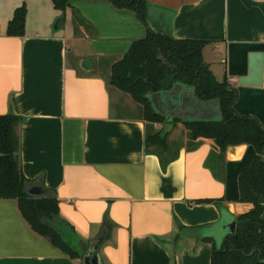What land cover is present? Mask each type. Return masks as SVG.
Segmentation results:
<instances>
[{
	"label": "crops",
	"instance_id": "crops-1",
	"mask_svg": "<svg viewBox=\"0 0 264 264\" xmlns=\"http://www.w3.org/2000/svg\"><path fill=\"white\" fill-rule=\"evenodd\" d=\"M147 1L153 31L210 42L205 62L218 81L237 89L235 110L264 128V87L239 85L249 54L264 51V0ZM24 4L25 35L8 36ZM145 34L135 13L107 2L75 1L65 13L52 0L1 2L0 116L22 118V172L55 193L60 218L82 248L108 227L101 249L106 264H211L213 244H222L228 225L253 207L239 202V175L255 151L236 146L219 161L212 141L201 140L194 150L185 143L162 169L159 157L147 153L141 106L110 84L112 65ZM84 59L93 63L89 72L81 67ZM185 117L220 120L216 103ZM221 199V205L196 203ZM179 224L188 233L181 236ZM205 230L215 234L213 243L201 241ZM0 264L83 261L36 234L16 201L0 199Z\"/></svg>",
	"mask_w": 264,
	"mask_h": 264
},
{
	"label": "trees",
	"instance_id": "trees-1",
	"mask_svg": "<svg viewBox=\"0 0 264 264\" xmlns=\"http://www.w3.org/2000/svg\"><path fill=\"white\" fill-rule=\"evenodd\" d=\"M52 1L55 9L63 13L75 1L107 2L119 10L135 13L144 25L145 36L135 40L122 59L112 65L110 84L144 108L147 153L159 157L164 171L178 159L182 145L169 142L171 132L163 134L164 119L155 108L156 94L165 91L184 92V98L191 99L194 109H190L191 113L209 110L212 103L218 105L222 120L185 117L176 118L173 122L174 127L181 123L188 131L190 150L197 148L200 140L212 141L216 149L212 154L213 159L223 160L230 147L247 145L255 151L251 164L239 175V202L253 207L236 217L234 234L227 235L220 245L213 244L211 264H264V128L258 119L235 110L237 89L231 87L227 80L218 81L205 62L204 49L210 42L177 40L153 31L149 28L147 0ZM27 16L28 9L24 4L15 11L6 34L24 36ZM21 122L22 118L13 114L0 116V199L16 201L22 217L36 234L64 255L82 260L87 249L82 248L81 240L76 234L73 235V227L60 218L59 201L55 193L51 197L35 199L25 191L30 181L24 176L21 167L18 135ZM155 124H163L162 129H155ZM223 201L199 200L196 203L221 205ZM179 231L182 236L189 229L179 224Z\"/></svg>",
	"mask_w": 264,
	"mask_h": 264
},
{
	"label": "water",
	"instance_id": "water-1",
	"mask_svg": "<svg viewBox=\"0 0 264 264\" xmlns=\"http://www.w3.org/2000/svg\"><path fill=\"white\" fill-rule=\"evenodd\" d=\"M60 24H63V19L60 20ZM58 26L59 25H57V27ZM134 41L130 43V47L132 46ZM81 67L84 71L89 72L93 68V63L88 59H84L82 60ZM239 85L254 88L264 87V51H256L249 54L248 73L247 75H243L239 78ZM184 96V92H179L178 94L176 91H165L156 94L157 100L155 108L159 115L164 119L163 134L170 133L174 129L173 122L175 121V119H184V114L192 109L191 99H185ZM234 148L236 147H230L228 149V152H232ZM25 191L35 199L51 197L54 195L53 191L44 186L42 179L34 182H28L25 186ZM236 228L237 223L236 220H234L231 224L228 225L229 233L234 234L236 232ZM207 232L209 231L205 230V232L202 233L201 241L203 243L211 244L214 242L215 234L212 235ZM210 232L212 231L210 230ZM107 235L108 229L104 228L100 235L90 242L89 248L82 256L83 264H106L103 260L101 249L107 238Z\"/></svg>",
	"mask_w": 264,
	"mask_h": 264
},
{
	"label": "rangeland",
	"instance_id": "rangeland-1",
	"mask_svg": "<svg viewBox=\"0 0 264 264\" xmlns=\"http://www.w3.org/2000/svg\"><path fill=\"white\" fill-rule=\"evenodd\" d=\"M3 1H5V0H0V3L3 2ZM56 24L57 23H55L54 27L56 26ZM135 103H137V102H135ZM138 105L141 106V109H142V112H143V116H144V108L142 107V105H140V104H138ZM154 127H155V129L160 130V129H162L163 124H155ZM168 140L171 143H177V144H180L182 146L185 145V143H187V146H188V144L190 145V143H189V140H190L189 133H188V131L185 129V127L182 124L180 125V123H179V125L178 124L176 125V130H174L173 132H171L169 134Z\"/></svg>",
	"mask_w": 264,
	"mask_h": 264
},
{
	"label": "built area",
	"instance_id": "built-area-1",
	"mask_svg": "<svg viewBox=\"0 0 264 264\" xmlns=\"http://www.w3.org/2000/svg\"><path fill=\"white\" fill-rule=\"evenodd\" d=\"M238 80H236V79H233V82H237Z\"/></svg>",
	"mask_w": 264,
	"mask_h": 264
}]
</instances>
